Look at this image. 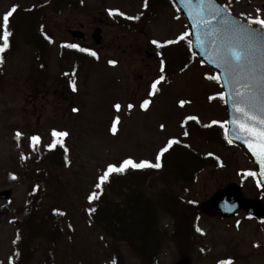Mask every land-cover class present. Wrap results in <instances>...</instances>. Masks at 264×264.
I'll list each match as a JSON object with an SVG mask.
<instances>
[{
	"label": "rangeland",
	"instance_id": "374dc122",
	"mask_svg": "<svg viewBox=\"0 0 264 264\" xmlns=\"http://www.w3.org/2000/svg\"><path fill=\"white\" fill-rule=\"evenodd\" d=\"M16 1L0 0V24ZM81 2L80 5L74 2L62 14L46 11L45 30L53 45L45 76L33 72V52L24 45L14 54L7 53L0 68V194L11 192L8 200L0 199V264H10L13 259L17 237L13 221L23 219L20 212L25 208L28 187L35 181L32 166L36 155L30 137L39 135L41 139L36 146L45 148L53 140V130L69 134L62 138L68 149V165L54 172L44 203L45 210L66 211L65 234L56 250V264L110 263L114 254L112 242L95 225L94 212H90L102 201L101 188L96 187L98 177L109 164L119 165L126 158L156 163L160 149L170 139L190 143L198 153L220 161L218 168L199 175L189 188L187 199L204 206L216 192L236 184L243 185L247 200L260 198L264 204V191L257 189V180L249 174L253 173L252 166L239 148H225L185 135L188 116L198 117L204 125L227 121L226 108L220 102L222 88L206 78L214 76L209 68L196 62L178 69L172 76L164 77L155 95H149L152 83L162 76L161 58L152 41L176 40L187 31L179 12L170 4L154 14L145 12L144 0ZM220 2L230 6V11L245 22L248 18L264 19V0ZM20 6L26 4L20 2ZM110 10L113 13L118 10L125 17L139 16L129 19L135 25L132 32L112 20ZM97 27L103 29L101 46H96L91 38ZM76 30L86 35L83 48L96 52L97 56L78 72L77 90L69 95L60 94L59 84L65 80L61 77L60 48L64 43L75 42L71 32ZM71 68L69 65L66 70ZM145 99L150 100L146 111L140 108ZM180 101L190 103L181 107ZM117 103L121 105L119 111L114 108ZM129 103L135 105L131 110L127 108ZM73 108L79 111L73 112ZM117 117L119 123L113 134L111 129ZM17 132L21 133L19 140ZM92 192H97L98 198L90 202ZM160 222L162 229L174 231L172 219L162 217ZM198 229L196 240L200 245L192 254V264H264V222L246 212L229 219L202 215ZM172 245L162 251L159 264L181 260L180 252ZM49 246L44 240L37 243L32 264H44ZM121 252L126 264H140L125 244H121Z\"/></svg>",
	"mask_w": 264,
	"mask_h": 264
},
{
	"label": "trees",
	"instance_id": "16d2710c",
	"mask_svg": "<svg viewBox=\"0 0 264 264\" xmlns=\"http://www.w3.org/2000/svg\"><path fill=\"white\" fill-rule=\"evenodd\" d=\"M16 2L14 6L16 12L13 13L9 24V30L12 32L9 37L10 47L3 53L4 61L7 53L14 54L24 45L33 52V72L45 76L52 46V39L46 38L50 36L44 29L46 11L50 10L58 15L70 9L74 2H78L77 5L82 2L81 0H48L47 4H42L39 0ZM20 2L26 6L21 7ZM166 4L171 6L170 0H148L145 12L154 14ZM120 24L131 32L135 26L129 20ZM157 51L164 60L163 74H168L169 77L178 69L192 65L196 61L192 49L183 40L176 44L157 47ZM59 60L64 72L62 78L65 79V83L59 84L61 93L69 95L78 72L84 69L90 59L86 57L85 52L62 47ZM3 64H0V68ZM69 65H72V68L66 70ZM188 131H190L188 139L201 138L221 147L229 146L225 132L221 128L194 123L188 126ZM56 139L62 140L66 147L62 138ZM52 142L53 140L49 144ZM31 146L36 155L32 166L36 173L35 181L28 187L25 208L20 212L23 219L13 221L17 237L10 264H32L37 243L42 240L50 245L44 255V264H56V250L65 234L66 211L63 208L45 210L44 203L48 196L47 187L54 181V172L68 165V149L65 152L59 143L52 150L47 146L45 148L39 145ZM159 162L162 164L160 169H128L124 174H113L109 182L102 185L99 194L102 201L101 203L98 201L94 207L93 221L112 242L111 250L114 254L108 264H126L121 244H125L128 251L140 260V264H159L162 251L172 244L183 257L191 256L196 251V246L200 245L196 237L198 220L202 215L201 206L187 199L186 195L203 171L218 168V164L214 158L198 153L190 143L180 141L173 144L161 156ZM61 212L64 215H60ZM162 217L172 219L174 231L169 233L162 229L160 224ZM67 231L70 233L71 229L68 228Z\"/></svg>",
	"mask_w": 264,
	"mask_h": 264
},
{
	"label": "snow or ice",
	"instance_id": "6c2138e0",
	"mask_svg": "<svg viewBox=\"0 0 264 264\" xmlns=\"http://www.w3.org/2000/svg\"><path fill=\"white\" fill-rule=\"evenodd\" d=\"M216 0H182L190 12L191 18L193 20L194 26L202 31H198L196 40L199 42L200 47L203 48L205 45L204 37L208 35H215V33L209 32V25L211 20L216 19L219 15L215 10ZM148 0H145L144 7L147 8ZM259 11V10H257ZM16 12V7H13L9 12L3 15L2 24H0V28H2V35H0V40H2V44H0V64L4 63L3 53L10 47L9 37L12 35V32L9 30L10 17H12L13 13ZM110 15L114 14L112 10L109 12ZM116 14L123 15V13H119L116 10ZM207 16V18H206ZM127 19H139L137 17H126ZM225 24L228 23L227 20L223 21ZM253 24H257L260 26V30L257 31L252 29L250 26ZM247 25H240L241 31L245 34L244 39L233 40L231 38H225L220 41L219 45L214 44L213 53H212V61L215 63L217 68H222L224 72L223 80L225 81V85L228 90V96L235 97L232 99L231 104L233 110L239 114L234 116L231 120V124L235 125V128H226L224 122L221 123L220 126L224 128L225 137L231 133H234L237 139H255L257 141L256 144L250 145L252 147L254 154L258 155L261 159L262 165H264V19H260L259 17L256 19L248 18ZM190 33L181 34L177 37L176 40H169L165 42L166 44L178 43L183 40L187 43L189 48L192 47V40L188 37ZM47 39L51 40L50 37ZM153 44L157 47H163L164 44H161L158 41L153 40ZM62 47L77 49L80 52H88L91 56L96 57L97 53L94 51H90L89 49L80 48L76 44H64ZM259 53V55H257ZM98 58V57H97ZM109 63L115 64V61H110ZM43 67V66H42ZM160 72H164V60L161 59V68ZM207 79L215 80L217 83L221 82L220 76H208ZM164 80V76H160L157 80H155L151 87V91L149 93L150 96L155 95L158 91L157 85H159ZM235 89V90H234ZM240 89H243L242 91ZM72 90L76 91L75 82L72 84ZM212 97L210 99H214ZM220 99L224 100L225 103L228 102V99L225 95H220ZM185 103H190V101H180V106L183 107ZM150 105V100L145 99L140 104V108L142 110H147ZM134 103H129L127 108L131 110L134 107ZM114 108L116 111H119L121 108L120 104H115ZM73 112L79 111L77 108L72 109ZM186 120L196 121L199 123V119L196 116H188ZM119 123V118L117 117L114 120L113 127L111 131L113 134L116 132V125ZM212 123H217L213 121ZM210 126V125H207ZM161 130L164 129V125H161ZM259 128V130H258ZM53 142L47 147L52 150L59 146L64 148V151L67 152V148L64 147L62 140H57L56 138H64L69 134L67 131H56L52 132ZM185 135H188L186 132ZM21 136L20 132L16 133V138L19 140ZM39 135H33L30 137V140L33 143V146L40 142ZM178 143V141L174 139H170L167 144L160 149L156 157V163H152L150 161H140L136 162L132 158H126L120 162L119 165L109 164L102 175L98 177V182L96 184L97 188H101V186L105 182H109V178L113 175H121L124 174L128 169L132 170H143L147 168H155L160 169L162 164L159 162L160 157L163 156L165 152H167L173 144ZM231 143V140H229ZM250 175H255V173H249ZM264 175V173H261ZM15 179V177H13ZM98 198L97 192H92L89 195V201L91 202L94 199ZM191 203V201H190ZM95 208L90 209V212H94ZM60 215H64V213H60ZM71 224H69V228L71 229ZM199 231V229H197Z\"/></svg>",
	"mask_w": 264,
	"mask_h": 264
},
{
	"label": "water",
	"instance_id": "95a60500",
	"mask_svg": "<svg viewBox=\"0 0 264 264\" xmlns=\"http://www.w3.org/2000/svg\"><path fill=\"white\" fill-rule=\"evenodd\" d=\"M179 11L184 16V19L188 25L191 39L192 47L195 54L199 59L208 67L212 68L216 73L221 77L222 85H225L223 80L224 72L222 68H217L215 63L212 61V53L214 44L219 45L220 41L225 38H231L233 40L244 39V33L240 29V25L244 24L248 26L247 23L235 17L230 13L224 6H222L218 0H216L214 8L218 12L216 19L211 20L209 25V32L215 33V35H208L204 37L205 45L203 48L200 47L199 42L196 40L198 30L193 23L188 7L182 3V0H173ZM207 18V16H206ZM227 20L228 23L225 24L223 21ZM252 29L259 31L253 26H250ZM72 37L80 42H85V36L82 32H73ZM93 40L97 45H100L102 42V30L97 29L93 34ZM259 55V53H257ZM224 95L227 97L228 102L227 106V116H228V128H235V125H232L230 122L234 116L237 114L233 108L231 101L235 97L228 96V90L226 86H223ZM235 90V89H234ZM241 91L243 89H240ZM259 130V128H258ZM228 141L231 140L233 145L238 146L243 154L250 160L252 166L255 169L256 177L258 178L260 185L264 188V165L261 163V159L258 155L254 154V151L250 145L256 144L255 139H249L247 142L245 139H237L234 133H231L227 136ZM11 195L10 191H6L0 194L1 199H8ZM246 211L250 215L255 217L264 218V205L260 200H246L242 196L241 189L236 185H230L229 187L218 191L210 201L205 204L203 211L205 214H209L216 217L230 218L234 216L239 211ZM176 264H191V259L186 257Z\"/></svg>",
	"mask_w": 264,
	"mask_h": 264
}]
</instances>
